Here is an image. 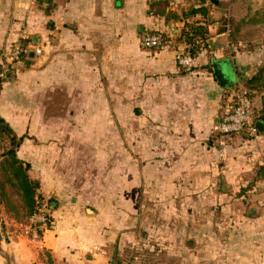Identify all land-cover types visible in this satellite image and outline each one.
Masks as SVG:
<instances>
[{
    "label": "crops",
    "instance_id": "crops-1",
    "mask_svg": "<svg viewBox=\"0 0 264 264\" xmlns=\"http://www.w3.org/2000/svg\"><path fill=\"white\" fill-rule=\"evenodd\" d=\"M199 3L52 0L46 14L37 0H0V52L23 40L29 52L2 66L0 116L24 136L17 157L29 164L52 218L37 239L28 219L3 224L9 264L105 263L112 223L101 216L99 195L83 190L90 178L71 181L67 161L50 154L67 153L69 138L94 145L111 130L112 117L122 116L131 119L126 148L140 149L141 196L188 199L178 207L188 218L182 234L189 264H264V130L254 139L215 132L229 87L203 67L225 62L233 85L236 68L253 65L242 68L244 55L209 25L193 67L179 68L174 51L186 44L174 37L184 22L156 13L158 4L181 14ZM205 5L215 17L217 6ZM172 29L171 48L140 45L147 31ZM0 264H6L1 256Z\"/></svg>",
    "mask_w": 264,
    "mask_h": 264
},
{
    "label": "rangeland",
    "instance_id": "rangeland-1",
    "mask_svg": "<svg viewBox=\"0 0 264 264\" xmlns=\"http://www.w3.org/2000/svg\"><path fill=\"white\" fill-rule=\"evenodd\" d=\"M40 6L46 7L45 3ZM217 8L216 21L211 26L217 28L223 19H229L231 34L230 40H226L227 45L231 51L237 50L244 55L243 62L239 63L242 68L253 65L252 71L249 68L241 71L239 65L236 68L239 72L236 80L240 82L235 81L230 89L242 90L246 74L250 75L264 65V0H220ZM219 63L220 66L227 65L225 62ZM221 70L220 77L230 84L232 76L229 69L223 67ZM251 99L253 109L264 107V91L261 95H251ZM130 120L125 116L112 117L111 130L97 135L94 145L86 142L80 145L81 142L69 138L67 153L57 150L50 155L54 161H67L71 181L90 178L83 190L99 195L101 216L112 223V240L109 246L106 244L107 249L102 248L104 264H189L187 236L182 234V229L187 228L188 218L187 214L180 216L178 207L182 201H185L183 206L186 207L188 199H180L179 196L160 199L154 195L148 198L141 196L140 149L134 147L130 150L125 146L128 137L126 125L130 126ZM5 194H10L7 187ZM10 195L14 202L18 201L16 195ZM3 204L0 207V231L3 224L12 218ZM65 219L67 229L72 230L68 218ZM21 222L26 223L25 218ZM30 235L37 239L36 229Z\"/></svg>",
    "mask_w": 264,
    "mask_h": 264
},
{
    "label": "trees",
    "instance_id": "trees-1",
    "mask_svg": "<svg viewBox=\"0 0 264 264\" xmlns=\"http://www.w3.org/2000/svg\"><path fill=\"white\" fill-rule=\"evenodd\" d=\"M205 2L206 0H200V3L197 6H191L181 14L176 13L170 8H164L162 4H158L156 10V13L164 17L166 20H181L184 22L174 39L176 43H185L189 53L193 57H196L201 47L206 45V40L209 36L208 26L212 25L215 20V17H213V15L210 13V10L205 5ZM37 3H39V5L45 3L46 7L42 6L41 8L46 14L52 7V0H37ZM217 28L218 32H224L226 29H228L227 38L230 40L231 26L229 19H223L220 26ZM147 32L159 33L161 31L156 30ZM25 43L26 40L21 41L20 45H22V52L20 54L19 61L29 57V52H24L23 50V45H25ZM229 44L232 45V42L229 41ZM158 49L163 48L155 47L151 48L150 50ZM2 66L3 64L0 63V70L2 69ZM192 67L193 64L188 68H179L190 70ZM203 67L209 69L213 75V78L216 80L212 64L209 63ZM237 82L239 83L240 81ZM218 83L222 86H225L220 82ZM243 83L242 90L245 95L249 97L252 103L251 95H261L264 91V65L258 67L254 72L250 73V75H247V77H244ZM231 87H229V89ZM253 107L254 106L252 103L254 124L256 125L257 121H261L264 124V107H261L260 110L253 109ZM257 133H259L258 128ZM235 135H242L248 139H252L246 135L245 131ZM23 139L24 136H17L9 124L0 116V144L2 146L0 156V207L4 203L3 205L6 212H8L17 222H21V219L23 218H25L26 222L27 219L36 211L38 205L44 203L43 200L39 201V196L37 193L39 183L37 179H34L30 176L29 164L20 160L16 154V151L21 145ZM6 187L10 190V194L16 195L18 201L14 202L10 194H5ZM49 207L50 206L48 205V208ZM51 220L52 218L49 212H47L46 221L36 227L37 233L41 234L45 228H48L51 224Z\"/></svg>",
    "mask_w": 264,
    "mask_h": 264
},
{
    "label": "built area",
    "instance_id": "built-area-1",
    "mask_svg": "<svg viewBox=\"0 0 264 264\" xmlns=\"http://www.w3.org/2000/svg\"><path fill=\"white\" fill-rule=\"evenodd\" d=\"M228 35V29L224 31ZM173 29L171 33H145L140 38L143 48L155 47L169 48L173 45ZM22 47L16 43L9 52H0V63L10 64L19 61ZM39 52V50H37ZM176 64L182 68H188L194 63V57L189 53L187 45L178 47L174 54ZM4 76L3 69L0 70V79ZM215 132L220 136L230 137L232 135L246 132L249 138L257 137V128L253 121L252 107L249 98L243 90H229L225 92L221 105V112L214 126ZM47 205L39 204L36 211L28 218L27 227L36 229L39 224L46 221Z\"/></svg>",
    "mask_w": 264,
    "mask_h": 264
},
{
    "label": "water",
    "instance_id": "water-1",
    "mask_svg": "<svg viewBox=\"0 0 264 264\" xmlns=\"http://www.w3.org/2000/svg\"><path fill=\"white\" fill-rule=\"evenodd\" d=\"M207 1H208L211 5H213V6H218L220 0H207ZM208 42H209V44H212V42H214V40H213V39H209ZM227 59H228V57H227ZM212 67H213V72H214V75H215L216 80H217L218 82L222 83V84L225 85V86L231 87L232 82H231L230 84H226V83L222 80V78L220 77V75H219V71L222 72V70H221V69H222V66H220L219 61H214ZM217 67H219V69H218ZM256 126H257V128H258L259 131H263V130H264V124H263L261 121H257ZM0 156H1V153H0ZM3 242H4L3 235H2V233H1V231H0V256L3 257V258L5 259L6 264H9V262H8V256H7L6 250H5V248L3 247Z\"/></svg>",
    "mask_w": 264,
    "mask_h": 264
}]
</instances>
